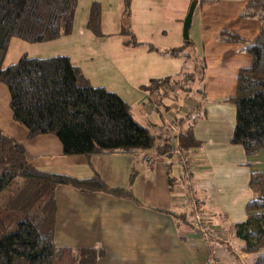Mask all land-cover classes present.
Instances as JSON below:
<instances>
[{
    "label": "crops",
    "instance_id": "obj_1",
    "mask_svg": "<svg viewBox=\"0 0 264 264\" xmlns=\"http://www.w3.org/2000/svg\"><path fill=\"white\" fill-rule=\"evenodd\" d=\"M172 1L180 0H139L143 7L152 8L155 13L171 7L168 3ZM186 1L178 11L177 36L183 41L182 23L188 11L186 8L195 3L188 31V48L201 63L202 71L199 86L181 106H175L168 96L165 100L158 99V92L167 90L164 84L153 90H149V86L151 81L173 78L166 74L170 72H166V60L162 54L166 51L170 56L168 52L184 47L185 40L182 45L174 44L176 46L164 48L166 50L151 46L149 42L125 46L122 39L114 37L121 23L118 10H111L112 19H108V12L102 9L101 31L103 35H113V38H95L86 30L87 10L83 11L81 17L85 15V18L80 17L78 25L75 18L72 19L69 34L55 41L73 47L72 53L66 52L63 56L93 87L102 79L114 83L118 73L133 81L131 93L134 94L131 95L137 96L134 106L142 109L149 124H160V142L171 133L161 126L165 117L191 120L198 115L192 125L198 146L185 154L190 161L192 193L188 194L181 182V170L166 154H160L159 160L149 168L142 164L141 155L155 153L152 150L89 157L65 156L55 136L27 139V130L11 117L9 93L0 83V130L23 146L35 169L78 179L98 176L110 188L126 190L132 196L126 199L57 187L54 190L56 217L53 232L56 247L101 249L102 256L97 264H207L212 257L219 264L250 262L251 257L242 250L243 242L235 234V225L246 218L245 207L253 197L248 187L249 176L253 171H264V151L249 159L241 147L230 144L235 107L227 100L235 93L238 70L249 66L251 57L243 53L240 44L221 42L219 35L222 29H226L251 41L257 36L260 24L255 19L239 18L245 0H231L233 6L227 4L233 14L231 25L215 22L221 18L219 12L223 7L218 10L221 5H205L211 0ZM20 42L16 39L10 42L4 61L6 67L17 61L7 62L12 47L23 49L16 59L23 55L28 57L31 48L35 54L30 58L57 55L53 54L56 53L54 48H48L50 45L40 47L42 52L39 54V46L35 48V45ZM109 62L114 64L115 73L108 72L106 65ZM99 71L103 73L100 75ZM106 71L109 74L105 78ZM102 85L106 87L104 83ZM164 95L165 92L161 93V97ZM172 127L182 129L178 121ZM16 182L22 184L23 181L18 179ZM190 194L197 203L200 217L213 233L208 241L191 222L192 208L187 203Z\"/></svg>",
    "mask_w": 264,
    "mask_h": 264
},
{
    "label": "trees",
    "instance_id": "obj_2",
    "mask_svg": "<svg viewBox=\"0 0 264 264\" xmlns=\"http://www.w3.org/2000/svg\"><path fill=\"white\" fill-rule=\"evenodd\" d=\"M77 2L0 0V83L8 90L13 121L27 130L29 140L55 136L65 156L152 150L170 158L168 138L161 142L156 140L146 127L131 117L123 100L104 88L93 87L67 57L28 58L23 55L15 63L3 67L12 40L40 44L69 34ZM240 17L259 22L257 36L247 41L224 30L219 40L240 44L242 51L251 57L250 65L238 70L235 93L227 100L235 107L230 144L241 147L251 159L264 151V0H245ZM86 26L95 35L99 34L97 2L90 7ZM189 43L186 40L184 46L188 47ZM168 53L176 55L177 51ZM165 82L167 80L153 81L149 90ZM197 118L198 115L191 120H173L182 128L179 148L184 154L198 146L192 133ZM18 179L23 182L15 187ZM182 181L186 182L188 194L192 193L193 187L181 170ZM61 186L85 193L132 198L130 192L110 188L98 176L78 179L35 169L23 146L0 130V264H97L102 256L101 249L54 245V190ZM248 187L253 197L246 204L245 220L235 225V234L243 242L242 250L251 257L248 264H264V171L251 172ZM187 197L195 203L191 206L193 219L194 211L199 214L197 203L192 194ZM212 261L219 264L215 257L207 264Z\"/></svg>",
    "mask_w": 264,
    "mask_h": 264
},
{
    "label": "rangeland",
    "instance_id": "obj_3",
    "mask_svg": "<svg viewBox=\"0 0 264 264\" xmlns=\"http://www.w3.org/2000/svg\"><path fill=\"white\" fill-rule=\"evenodd\" d=\"M94 2H97L99 4V9H100L99 34L95 35L92 31H90L87 28V26L85 27H86V30L95 38H100V39L113 38V35H103L101 31V16H102L101 13H102V9H105V13L108 12V15L106 16V18L108 19H112V16H111L112 11L118 10L119 19H121V23H120L119 32L114 37L122 39L125 46H129V45L136 46V45H140V43H142L141 45H143L144 44L143 42H149L151 46H156V47L161 46L160 50H166L176 45L179 46L180 43L182 45V43L185 40L183 33H182L183 41L179 40L177 36L178 23H179V19L177 16L179 13L178 12L179 8L185 5V3H187L186 0L172 1L168 3L171 7H168V8L165 7L167 9H165L164 11L160 13L158 12L155 13L154 12L155 10H152V8L143 7V5L140 4L139 0H78L77 2L78 5L72 16V19L75 18L76 20V25L79 24L78 21L81 18L83 17L85 18V15L81 17L83 15V11L88 10L87 13L89 14L90 7L92 3ZM191 4H189V7ZM227 4H230L231 6H233L234 2L231 0H211L205 3V5L207 6L216 7V6L221 5L218 8V10L223 7L222 12H219V15H221V18L215 20L217 24L231 25L233 14L229 11ZM189 7H187L186 10H189ZM146 9H149V10H146ZM242 11L239 13V18L241 19H243L242 17H240L242 14ZM184 19H183V22H184ZM182 29H183V23H182ZM224 30L226 29H222L221 31H224ZM226 31L228 32V30ZM20 43H23L22 45H27V43L24 44V42H20ZM132 43H136V45H133ZM29 45H33V46L35 45L34 46L35 48L39 46V51H38L39 54H41L40 47L47 48V46L50 45L48 48H54L53 51L56 53H53V54H57L54 56H63V54H67L66 52L72 53V49H73L72 46L58 44L57 41L55 42L52 41V42H49L47 44H42V45H39V44H29ZM11 49L12 50L10 51V53H8V56H7V62H9L10 60H18L16 59L18 58L17 56L19 54H22L23 52L22 47L19 49H17L16 47H12ZM31 49L32 50H28L29 58L33 56L32 54H35L34 48H31ZM174 50L177 51L176 55L167 56L168 54H166V51H164V53L162 54V57H165V60H166V65H167L166 72H170L166 74L172 75L173 78L165 79L167 80V82L163 84L165 85L167 90L161 89L158 92L159 94L158 99L165 100V96H168L167 98H169L171 101H174L175 106H181L183 102H186V99H188L189 95H191L190 97H192L193 92L196 90V86L197 85L199 86V76L201 75L202 69H201V63L196 59L195 56L192 55L191 50L187 46L179 47L178 49H171V51H174ZM243 53L246 54L244 51ZM73 57H75L74 54H73ZM106 66L108 68L109 73H115L114 64H111L109 62ZM132 66L133 68L135 67L134 64ZM3 67H6L5 63L3 64ZM108 72L107 71L104 72L105 75L103 77L106 78L107 75L109 74ZM102 73L103 71H99L100 75ZM149 82L150 81H148V83ZM152 82L153 81H151L150 84ZM103 83L106 87L102 85ZM94 84H99L95 86L96 88L97 87L104 88L107 91L114 93L121 100H123L128 106V110H129L131 117L140 126L147 127L150 133L152 134V136L155 137V139L159 141L160 124H155V125L149 124L147 119L143 117L142 109L139 108L138 106H134V102L137 96L134 97L133 95H131V94H134V93H131L133 91V87H134L133 85L135 84L133 81H129V78L118 73V77L116 78V81L114 83L105 81L102 79V81H96ZM140 89L144 91L142 88ZM164 92H165V95L161 97V93H164ZM136 93H139V90ZM165 103H170V102L165 101ZM131 107H133V109ZM163 120H164V123L161 126L164 129L166 128V130H171L169 128V125L172 126L174 124L173 118L167 116ZM146 121H147V124H146ZM169 122L171 124L168 125ZM153 154L156 160L155 162H153V164L147 165L144 162L143 155H141L142 164L145 165L146 167L151 168L159 160V156H160L155 153ZM169 159L173 162L172 155L170 156ZM173 163L177 165L175 161ZM190 182H191V174H190ZM20 185L21 184L17 183L14 186L18 187ZM182 185L187 186L185 181H182ZM192 220H194V217ZM211 235H213L212 231L210 229H207L206 238L209 239Z\"/></svg>",
    "mask_w": 264,
    "mask_h": 264
},
{
    "label": "built area",
    "instance_id": "obj_4",
    "mask_svg": "<svg viewBox=\"0 0 264 264\" xmlns=\"http://www.w3.org/2000/svg\"><path fill=\"white\" fill-rule=\"evenodd\" d=\"M169 128L171 129V134L164 136V138H168V142L170 145V153L173 156V160L177 163V165L180 167L182 170L184 177L189 185H191L190 182V161L188 160L187 156L180 150L179 148V136H180V130L173 128L172 126L169 125ZM144 162L147 165L153 164L155 162V156L153 153H145L143 154ZM187 203H190V206H194V201L192 199H188ZM194 225L199 229V232L205 237V239L208 241L206 238V231L207 227L205 223L203 222L202 218L200 215L194 211ZM212 264H215L212 261Z\"/></svg>",
    "mask_w": 264,
    "mask_h": 264
},
{
    "label": "water",
    "instance_id": "obj_5",
    "mask_svg": "<svg viewBox=\"0 0 264 264\" xmlns=\"http://www.w3.org/2000/svg\"><path fill=\"white\" fill-rule=\"evenodd\" d=\"M194 7H195V3H192L189 7V10L183 22L182 33H183L185 40H188V31L191 25V19H192Z\"/></svg>",
    "mask_w": 264,
    "mask_h": 264
}]
</instances>
